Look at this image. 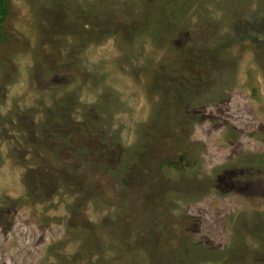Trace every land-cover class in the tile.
<instances>
[{
	"label": "rangeland",
	"instance_id": "obj_1",
	"mask_svg": "<svg viewBox=\"0 0 264 264\" xmlns=\"http://www.w3.org/2000/svg\"><path fill=\"white\" fill-rule=\"evenodd\" d=\"M8 8L0 264H264V0Z\"/></svg>",
	"mask_w": 264,
	"mask_h": 264
},
{
	"label": "trees",
	"instance_id": "obj_2",
	"mask_svg": "<svg viewBox=\"0 0 264 264\" xmlns=\"http://www.w3.org/2000/svg\"><path fill=\"white\" fill-rule=\"evenodd\" d=\"M8 0H0V20L8 13ZM1 37V36H0Z\"/></svg>",
	"mask_w": 264,
	"mask_h": 264
}]
</instances>
